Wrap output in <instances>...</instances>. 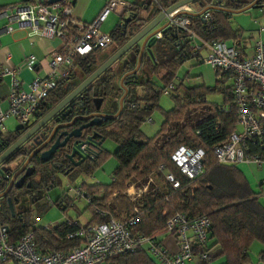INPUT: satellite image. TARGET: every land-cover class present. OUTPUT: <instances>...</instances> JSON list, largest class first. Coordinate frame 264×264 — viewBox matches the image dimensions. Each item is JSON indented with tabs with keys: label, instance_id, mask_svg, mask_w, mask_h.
I'll use <instances>...</instances> for the list:
<instances>
[{
	"label": "trees",
	"instance_id": "trees-1",
	"mask_svg": "<svg viewBox=\"0 0 264 264\" xmlns=\"http://www.w3.org/2000/svg\"><path fill=\"white\" fill-rule=\"evenodd\" d=\"M178 1L157 0V3L162 7H170ZM152 4L151 0H142V10L150 8ZM247 4L242 0H199L192 6L200 10L207 9L211 21L206 23L199 15H192L191 28L206 41L236 40L243 54L242 43L238 40L239 32L231 28L230 17L232 12L240 11ZM155 14H159L156 6ZM128 19L130 22L125 19L122 25L120 19L110 33L113 45L118 49L128 41L127 29L134 30L142 26L139 14L131 15ZM178 42L180 45H177ZM98 51L100 50H93L85 57L75 58L74 71L68 82L59 83L40 103L36 113L38 120L49 112L48 106L55 107L74 90L76 85L70 81L73 82L78 75L80 81H83L96 70L98 64L94 54ZM151 51L152 56L146 53L142 56L139 68L137 64L134 67L128 64L124 68L120 86L122 89H118L122 99L119 113L107 117L102 124L104 138L116 145L113 152L104 147L100 148L77 167L68 159L71 153L68 146L57 150L46 163L41 162L39 156L35 155L31 160L34 175L29 180L30 187H13L0 199V221L7 225L10 241L15 243L31 233L40 253L51 250L67 251L79 247L80 241L67 240L70 233L81 227L79 221L70 226L64 221L47 229L36 227L33 210L18 208V205L25 200L36 202L40 189L47 190L56 186L57 175L71 179L79 176L91 177L108 157L113 156L118 165L112 172L109 184L83 183L81 186L86 199L89 200L85 207V212L90 215L87 226L102 224L110 219L130 218L134 216L133 210L137 208L139 215L135 234L155 237L164 232L166 221L176 214H184L190 218L206 216L211 221V232L203 250L212 251L217 248L219 255L225 259V264H251L250 249L254 243H258L262 247L260 259L264 263V203L256 197L257 192L250 187L236 166L219 165L212 154V148L223 142L236 129L229 76L221 74L222 79L218 80L220 73L215 71V85L212 88L204 85L187 86L184 80L177 82L178 69L192 57L189 41L174 28H164L162 39L152 45ZM114 65L82 91L64 110L72 111L74 107L82 104L83 108L89 111L93 109V99L100 97L105 100L114 96ZM152 77H157L160 84L154 83ZM171 82L175 84V90L169 95L173 106L164 111L159 107V99L162 90ZM211 93L220 94L222 102H208L207 96ZM155 110L160 112L163 120L159 131L153 137H148L141 127ZM63 114L61 112L58 115L62 122L72 119L70 116L64 117ZM78 121L79 119H76L70 129L74 128ZM60 132L62 130H59L56 136ZM86 134L88 135L89 131L85 132ZM19 136L17 130L2 135L0 154L15 143ZM179 146L202 148L205 152L202 174L192 181L181 175L170 161L171 154ZM162 165L165 170L159 171ZM15 170H12V173ZM166 174L175 177L179 182L178 189H173L172 185L165 181ZM150 178L152 181L155 178L161 186L155 187L153 182L148 184ZM133 185L137 188L148 186L146 193L136 201H131L126 195V191ZM5 187L6 184L0 181V192L4 191ZM65 195V192L62 193L53 202V206L62 212L68 208L75 209L74 200ZM9 200L12 203V211ZM96 209L102 215L96 214ZM81 214L78 213L77 220ZM194 250L197 252V246ZM209 261L203 264H208L211 262ZM0 264L16 263L8 261ZM113 264L156 263L146 251L139 250L115 259Z\"/></svg>",
	"mask_w": 264,
	"mask_h": 264
},
{
	"label": "built area",
	"instance_id": "built-area-1",
	"mask_svg": "<svg viewBox=\"0 0 264 264\" xmlns=\"http://www.w3.org/2000/svg\"><path fill=\"white\" fill-rule=\"evenodd\" d=\"M159 13L169 7L158 5L151 0ZM74 0H60L52 5L24 4L5 8L0 11V18L6 22L4 31L11 33L14 26L27 29L33 37L58 39L62 43L61 52L54 51L50 55V71L43 76H36L23 88L14 71L0 69V79L12 77V91L7 97V107L0 103V145L1 136L5 134L4 123L13 118L20 129L33 124L40 103L61 82L68 81L74 71L73 59L85 57L93 50H104L113 45L110 34L100 31V25L111 13L119 19L138 15L142 11L141 4L124 0H110L99 16L89 24H80L72 17ZM199 15L206 23L211 16L207 9H196L185 5L166 16V27L174 28L184 35L190 43V57L205 64L221 74L229 76L233 104L235 106L236 129L221 143L212 148L215 161L223 166L247 165L261 168L264 166V29H260L261 38L254 45L249 57H244L240 45H227L221 40L206 41L191 28L190 16ZM165 27V28H166ZM162 39V31L154 35V41ZM177 45H180L178 42ZM30 70H36L39 62L29 57L25 63ZM175 90L174 82L169 83L162 95L169 96ZM148 122H151L150 119ZM57 121L53 120L45 129L49 136ZM84 147H82V150ZM205 152L202 148L192 149L179 146L170 156V161L187 180L192 181L202 174ZM165 167H159L164 171ZM4 176L0 173V181ZM165 181L173 189L179 188V182L172 174L165 175ZM153 182L150 178L148 184ZM75 188V196L89 200L81 189ZM148 186L137 188L131 186L126 195L131 201L140 199ZM256 197L264 202V179L259 181ZM72 188L68 187L67 192ZM53 206V203L51 204ZM96 214L102 215L97 209ZM134 216L124 220L110 219L102 224H81V227L70 233L67 240H78L79 247L67 251L51 250L40 253L33 235L27 234L19 241L12 243L7 225L0 221V262L13 261L16 264H106L128 254L144 250L157 264H187L195 257L201 263L211 260V251H205L211 232V221L206 216L194 218L184 214H176L165 224L164 232L155 237L135 234L139 211L133 210ZM136 215V216H135ZM69 226L75 221L67 219ZM45 227L44 229H47ZM161 237L171 238L176 247L175 254L170 253ZM197 246V252L194 248Z\"/></svg>",
	"mask_w": 264,
	"mask_h": 264
},
{
	"label": "crops",
	"instance_id": "crops-1",
	"mask_svg": "<svg viewBox=\"0 0 264 264\" xmlns=\"http://www.w3.org/2000/svg\"><path fill=\"white\" fill-rule=\"evenodd\" d=\"M44 1L47 2L48 0H44ZM109 1L110 0H74V5L72 7V17L80 24H89L99 16V14L104 9V7L109 3ZM124 1L138 5L142 3V0H124ZM27 3L34 5L40 4L39 0H0V11L5 8L24 5ZM245 8L246 7H243L241 10ZM148 9L145 8L144 10H148ZM150 12L152 14L150 15L148 14L146 17L140 16V18L150 20V19H154L158 15L155 14V10L153 11L150 10ZM127 18L128 17H124V19H121L120 24L122 25L125 19ZM116 20L117 17L114 14L112 13L109 14L105 19V21L101 23L100 31L105 34H110L111 31L114 29V27L118 25L120 21L119 18L117 21ZM166 24L167 23H165V25L159 28L162 27L165 28ZM5 25H6L5 20L3 18H0V69L8 68L11 71H14V73L17 75L16 78L21 82L23 88H26L36 76H43L50 71V61H51L50 55L54 51L61 52L62 43L58 39L33 37L31 36L29 30L27 29L19 30L15 26H14V31H12L11 33H6L4 31ZM230 26L233 30L239 32L238 40L242 43L243 56L249 57L253 52L255 43L258 41V39L262 37L260 34V29H264V3L256 7L248 8L244 12L237 11L236 13L232 14L230 17ZM224 42L230 46L235 43H238V41L236 40H228ZM112 46L114 47V50H112L111 52L109 51L107 54L102 53L98 55V52L94 54L96 57V63L98 64L97 68L100 65H102L107 59H109L118 50V48H116L115 45ZM31 56L34 57L37 60V62H39V67H37V69L33 71L28 69L25 65L27 59ZM75 58L73 59V64ZM121 78L119 79V84L121 82ZM76 79H79L78 81L79 83L76 85L78 86L82 81H80L81 78L79 77V75ZM70 83L73 84L71 81ZM113 87L116 90L114 84ZM212 87H207V88H212ZM11 91H12V77L4 76L3 78L0 79V103L2 108L7 107L6 100L7 97L10 95ZM108 98H106V101ZM120 107L121 105L119 102V108L115 112V114L119 113ZM104 114L107 116H113V115H108L106 113ZM17 129H19V126L17 127ZM5 133H10V132L5 131ZM83 183H81L80 185H82ZM247 183L249 184L248 181ZM61 194H59V196H57L55 200H57ZM65 197L71 198L67 195H65ZM78 213H76L77 215H75L74 217L75 219L77 218ZM81 217L82 214L78 218V220L76 219V221H79L81 224H83ZM161 241L164 243L166 249L170 253L175 254L177 252V247L171 238L161 237ZM253 246L254 247L259 246L258 248H260L259 249V254H260L262 251V247L259 244H254ZM211 254H212L211 259L213 260L212 261L210 260L211 262L209 261L210 263L208 264H225V259L219 255V250L217 248L212 249ZM252 258L250 256L251 264H254L255 258L254 257ZM259 260L262 261L260 259V256H259ZM260 261L259 262L256 261L257 264H264L263 262ZM106 264H113V261ZM187 264H203V263L199 261L198 257H195L191 263H187Z\"/></svg>",
	"mask_w": 264,
	"mask_h": 264
},
{
	"label": "rangeland",
	"instance_id": "rangeland-1",
	"mask_svg": "<svg viewBox=\"0 0 264 264\" xmlns=\"http://www.w3.org/2000/svg\"><path fill=\"white\" fill-rule=\"evenodd\" d=\"M150 10H155L154 4L150 7L148 10H142L139 16L146 17L148 14H152ZM113 14V13H112ZM115 15V14H114ZM118 20V16L115 15ZM116 20V21H117ZM166 19H164L156 28L165 25ZM114 50V47L111 46L107 49L98 51L99 54H107L109 51L111 52ZM100 62V59H99ZM125 63H130L132 67H134L137 63V58L135 57L133 52H128L121 60L117 61L114 65V68L116 70V77L114 81V86L116 88V92L114 96H111L107 99L105 102V105L102 108L103 113H106L108 115H114L115 112L119 108V102H120V94H119V79L124 75V69L123 66ZM147 78V77H146ZM154 83L158 82L157 77L151 78ZM180 80H184L185 85L187 86H197V85H205L207 87H212L215 82V70L211 67L201 64L197 62L195 59H190L184 62L181 67L178 69L177 75H176V81L179 82ZM79 79H76L73 81V85H77L79 82ZM159 83V82H158ZM160 84V83H159ZM228 85V84H227ZM207 100L210 103L214 104H220L222 102V96L218 93H211L207 96ZM173 102L171 98L167 95H161L159 99V107L164 110L168 111L172 108ZM150 119L151 122H148ZM162 115L159 111L155 110L150 117H148L145 121V123L142 125L141 130L142 132L148 136L153 137L160 129L161 123H162ZM18 127V123L15 119L9 118L4 123V131L6 132H13ZM115 144L111 140H106L103 147L113 152L115 150ZM18 163V162H17ZM117 161L113 156L108 157L102 166H100L91 177H83L79 176L74 179H71L69 177L63 176V175H57L56 176V186L49 190H43L40 189L38 191V200L36 202H29V200L22 201L18 208H29L33 210V220L36 227H55L59 223H62L66 221L67 219H71L75 221L74 218L76 213L80 212L82 213V221L83 224L87 223L89 218V213L85 212V207L87 205V202L85 199H79L75 196V188L80 185L81 183L85 182L88 184L92 183H101V184H109L111 182V175L113 170L117 167ZM13 168V167H12ZM237 169L243 173L247 181L249 182L251 188L257 192L258 189V183L259 181L264 179V166L261 167V169H258L255 166H247V165H238ZM153 184L155 187H160L161 184L159 181H157L155 178H153ZM68 187L72 188L71 192H67L68 196L71 197L74 200V208H68L67 211L62 212L60 209H58L56 206H52L51 204L56 201L55 199L59 194L65 191H68ZM140 188V187H139ZM258 244V243H254ZM253 244V245H254ZM252 245L250 249V256L251 258H255V263L259 262V249L258 247H254ZM253 259V258H252ZM257 261V262H256ZM262 262V261H260Z\"/></svg>",
	"mask_w": 264,
	"mask_h": 264
},
{
	"label": "water",
	"instance_id": "water-1",
	"mask_svg": "<svg viewBox=\"0 0 264 264\" xmlns=\"http://www.w3.org/2000/svg\"><path fill=\"white\" fill-rule=\"evenodd\" d=\"M60 0H48L45 2L44 0H39V3L42 5H52L54 3L59 2ZM199 0H179L175 4L171 5L165 12L159 13L154 19H141L142 20V26L139 28H136L134 30H126V35L128 36V41L120 47L109 59H107L102 65H100L91 75H89L87 78H85L78 86L74 88V90L68 94L60 103H58L55 107L51 108V106H48L49 112L42 117L41 119H35L33 124L29 125L26 129H17V132L19 133L18 140L13 143L10 147H8L5 151H3L0 154V173L3 176H9L12 174V170L19 168L20 164L22 163V160H20V157H24L26 153H18L19 149L26 143H30V148L28 151L30 152L29 157L24 160V162L21 165V168L16 171L12 177V180L10 184L8 185L7 189L0 195V199L3 198L8 191L11 189L12 182L15 178L23 174L18 181L15 184L16 189H20L25 181V178H28L33 175L34 169L32 167H29L30 160L35 155L39 156V160L41 162H48L51 157L57 152V150L66 147L68 141L72 138L76 139L79 138L81 135V131L83 129H86L91 126L98 125V115L95 120L91 121L90 123L83 125L77 129H72L69 131V129L73 126L75 120L79 119L78 117H74L70 120L69 123L62 122L57 123L52 133L47 136V133H44L43 135L36 136L41 130H45L47 128V125L56 119V117L84 90H86L93 82L98 79L104 72H106L108 69H110L114 64H116L117 61L121 60L128 52H133L135 57L137 58V68H139L140 61L142 56L146 53L150 56H152L151 47L155 43L154 41V35L160 31L163 30L164 27L156 29L155 28L164 20L166 19V16L172 13L173 11L181 8L185 5H192L196 3ZM253 7L248 6L243 10H240L241 12H244L246 9ZM239 11V12H240ZM233 14L236 12H232ZM127 22H130V19H126ZM130 63H125L123 66V69ZM137 69L135 70V72ZM115 77H116V70H115ZM122 82V79H121ZM121 82L119 84V88L122 89ZM103 102V99L95 98L92 101L93 108L95 111H98L101 107V104ZM122 103V99H120V105ZM89 112V111H88ZM87 112V113H88ZM72 111L69 109L67 113L64 115V117H68L69 114H71ZM102 118H107L109 116L105 115L102 112V115H100ZM57 121V120H55ZM62 130L57 136L56 133ZM36 136V137H35ZM92 137L87 138L85 142L79 143L74 142L71 148V153L68 156V159L71 161V164L74 167L79 166L84 158L82 147L90 142ZM81 158L80 162L74 163L75 158ZM21 161L20 163H17ZM11 166V168H6V166ZM13 167V168H12ZM26 187H30V183L26 184ZM9 205L12 211V203L9 200Z\"/></svg>",
	"mask_w": 264,
	"mask_h": 264
},
{
	"label": "flooded vegetation",
	"instance_id": "flooded-vegetation-1",
	"mask_svg": "<svg viewBox=\"0 0 264 264\" xmlns=\"http://www.w3.org/2000/svg\"><path fill=\"white\" fill-rule=\"evenodd\" d=\"M243 2H247L248 4L247 5H245L244 7H247V6H253V7H256V6H259V5H261V4H263L264 3V0H242ZM263 1V2H262ZM98 99H102V98H100V97H98ZM105 101H106V99L105 100H103V102H102V104H101V107H100V109L98 110V111H95L94 110V108L93 109H91V110H89V112H88V110H85L84 108H83V106H82V104H80V105H78L77 107H74V109H72V113H74V114H69L68 116H70L72 119L75 117H78L79 118V121L76 123V126L74 127V128H72V129H77V128H79V127H81V126H83V125H86V124H88V123H90L91 121H93V120H95L96 119V117H97V115H98V125H95V126H91V127H88V128H86V129H83L82 131H81V135H80V137L79 138H76V139H74V138H72V139H70L69 141H68V143H67V145L66 146H68L69 148H72V145H73V143L74 142H79V143H83V142H85L86 141V139L87 138H90V137H92V139L90 140V142H88L87 144H85L83 147H84V149L82 150L83 151V156H82V158H84V160H83V162L85 161V160H87V159H89V158H91L92 157V155H93V153H95L96 151H98V149H100V148H103V145H104V143H105V141H106V139L104 138V136H103V132H102V124H103V122H104V120L106 119V117L105 118H101L100 117V115H102V108H103V106L105 105ZM67 111L69 110V109H66ZM66 110H63L62 111V113H64L63 115H65L67 112H65ZM88 112V113H87ZM61 119V117L60 116H57L56 117V119L55 120H57V123H61V121H59ZM66 121H68L67 123H69L70 121L67 119ZM65 123V122H64ZM78 125V126H77ZM72 129H69V131H71ZM45 130L43 129V130H41L36 136H38V135H43L45 132H44ZM89 131V134L87 135H85V132H88ZM35 136V137H36ZM30 148V143L29 142H26L20 149H19V151H18V153L20 152H22V153H25V152H28V154L26 153V155L24 156V157H20V160H22V163L24 162V160H26L28 157H29V155H30V152L28 151V149ZM33 158H31V160H32ZM30 160V161H31ZM81 161V158H75V162L74 163H77V162H80ZM21 161H19L18 163H20ZM22 163L20 164V166H19V168H17L11 175H9V176H4L3 178H2V182L3 183H5L6 184V187H5V189H4V191L7 189V187H8V185L10 184V182H11V180H12V177H13V175H14V173L16 172V171H18V169H20L21 168V165H22ZM29 167H32V165H31V162H30V164H29ZM6 168H11V166H6ZM23 174H21L20 176H18L17 178H15L14 180H13V182H12V186H11V188H15V184H16V182L18 181V179L22 176ZM33 175H34V173H33ZM32 175V176H33ZM32 176H30V177H28V178H25V181H24V183H23V185H22V187L21 188H23V187H25L26 186V184H28L29 183V180L31 179V177ZM35 179H36V177H35ZM20 188V189H21ZM11 190V189H10ZM4 191H2V192H0V195L4 192ZM7 195V194H6ZM5 195V196H6ZM4 196V197H5ZM3 197V198H4ZM3 198H1V199H3Z\"/></svg>",
	"mask_w": 264,
	"mask_h": 264
}]
</instances>
